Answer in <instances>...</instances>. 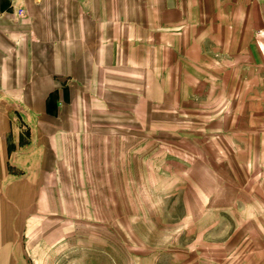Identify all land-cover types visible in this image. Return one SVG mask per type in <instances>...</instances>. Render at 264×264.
<instances>
[{
	"label": "crops",
	"instance_id": "obj_1",
	"mask_svg": "<svg viewBox=\"0 0 264 264\" xmlns=\"http://www.w3.org/2000/svg\"><path fill=\"white\" fill-rule=\"evenodd\" d=\"M155 137L192 143L161 165L184 209L124 233L133 264H264V0H0V264H128Z\"/></svg>",
	"mask_w": 264,
	"mask_h": 264
},
{
	"label": "rangeland",
	"instance_id": "obj_2",
	"mask_svg": "<svg viewBox=\"0 0 264 264\" xmlns=\"http://www.w3.org/2000/svg\"><path fill=\"white\" fill-rule=\"evenodd\" d=\"M141 132H139L140 134ZM144 133V132H143ZM139 145H145L143 144H139ZM153 147H154V153H155V165H154V173L153 176H151V184L152 187H154V190H146V185L143 181V177L139 176L137 179V190H133L132 192L127 191L123 192V206H122V212L121 214L124 216H126V218L128 219L130 217V215H132L134 218V222L129 221L127 222L126 219L123 223H122V242H123V247H122V251H123V256H126L127 260L126 262L128 264H133V260L138 257V255L135 254H130L131 251H138L137 248H135V242L133 239H128L125 237L124 233L127 231H136L137 233H143L144 231L147 230V228L145 227V223H143L142 220H147L145 219V216L147 218V215H149V213L152 215H159L161 216L163 213H167L169 211H171V213H173L174 215H177L179 212L182 214V212L180 211L181 209H184L183 206V202L184 199L179 200L182 196L180 191H178L177 189L171 188L169 191H163V186L169 183H175L174 181H172L173 179L177 178V175H172L168 173H164L166 171H161V165L163 160L171 163V166L176 165V163L181 162V160H191L192 159V154H191V148L192 147V143H177V142H163L160 138L155 137V140L153 142ZM172 168V167H171ZM17 175H11V178L16 177ZM20 177V176H19ZM29 177L31 176H26V180L29 179ZM43 177H47V176H43ZM61 177V178H60ZM65 175L59 176V181L60 182H64L65 181ZM78 177V176H77ZM81 178V175L79 176ZM105 177L107 179V182L110 181L112 182L113 176L112 175H107V176H102ZM17 178V177H16ZM33 179V176H32ZM168 179V180H167ZM45 180L47 181V178H45ZM66 182V181H65ZM64 182V183H65ZM63 183V184H64ZM46 184V183H45ZM60 184V183H59ZM62 184V185H63ZM108 186V185H107ZM139 187V188H138ZM167 188H165L166 190ZM72 193V192H71ZM88 192H84V191H78L77 194H79V197L82 194H87ZM97 193V192H95ZM102 194H105V198L107 200H109L110 198H113L114 192L112 190H106V191H101ZM22 194V193H21ZM67 192H65L64 190H61V192L59 193V195L57 196V198L59 199H65ZM167 194H170V196H166ZM43 197L45 198H49V194L48 191H43ZM131 197H133L132 202H134L135 204H133V206H129L128 204L130 203V199ZM167 197L171 198V199H175V203H177V205H173V207H170V204H172L173 202H168L167 201ZM148 200V201H147ZM108 203V201H107ZM113 201L111 202L112 205ZM127 206H124L126 205ZM111 205H106L104 207V214H106V218H108L109 214H113V206ZM28 209V208H27ZM95 211L97 208H93ZM1 210V208H0ZM58 214H57V231H66V230H72V229H76V230H101V229H106V230H112L113 228L111 227V225L113 224H109V222H106L105 224H103L102 222L97 223L98 219L100 220V218H98L96 221L94 220L96 217V214H93L91 219H86L85 222H90V224L88 223H84L82 220V222H74V224H70L69 220L67 219L66 213H65V209L64 207H59L58 208ZM117 213V212H116ZM43 216L41 218V220H45L48 218L49 214L47 215V217L45 218L44 216L45 213H42ZM87 215V214H86ZM124 216V217H125ZM31 220V219H29ZM28 221V220H27ZM93 221V222H92ZM95 221V222H94ZM101 221V220H100ZM116 225H119V223H116ZM105 226V227H104ZM156 227H159V229H164L162 228L163 224L162 223H155ZM174 227L170 228V230H175L177 229V225L174 224ZM127 234V233H125ZM176 241V240H173ZM126 245V246H125ZM179 254L175 253V254H170L169 256V262L170 264H173V262H178L179 259ZM163 258L165 259V256H159V260ZM165 261V260H164Z\"/></svg>",
	"mask_w": 264,
	"mask_h": 264
},
{
	"label": "built area",
	"instance_id": "obj_3",
	"mask_svg": "<svg viewBox=\"0 0 264 264\" xmlns=\"http://www.w3.org/2000/svg\"><path fill=\"white\" fill-rule=\"evenodd\" d=\"M18 15H20V16H24V15H25V10H24L23 8H20V9L18 10Z\"/></svg>",
	"mask_w": 264,
	"mask_h": 264
}]
</instances>
